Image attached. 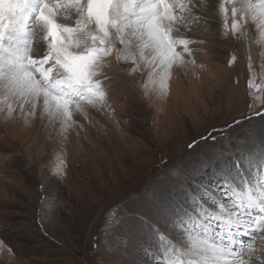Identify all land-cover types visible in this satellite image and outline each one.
I'll return each instance as SVG.
<instances>
[{
    "label": "rangeland",
    "instance_id": "1",
    "mask_svg": "<svg viewBox=\"0 0 264 264\" xmlns=\"http://www.w3.org/2000/svg\"><path fill=\"white\" fill-rule=\"evenodd\" d=\"M207 21L187 33L203 43L186 57L195 63L172 70L166 94L143 87L141 74L130 75L131 65L113 54L97 77L107 104L76 115L67 132L47 120L25 124L19 114H0V264H139L149 224L164 227L185 185L214 182L224 159L212 151L229 138L238 143V135L264 134L259 118L225 131L251 115L249 47L256 83L264 86V34L235 41L222 37V19ZM214 130L225 139L199 142ZM113 220L118 226L105 231Z\"/></svg>",
    "mask_w": 264,
    "mask_h": 264
},
{
    "label": "snow or ice",
    "instance_id": "2",
    "mask_svg": "<svg viewBox=\"0 0 264 264\" xmlns=\"http://www.w3.org/2000/svg\"><path fill=\"white\" fill-rule=\"evenodd\" d=\"M208 19H222L223 38L254 40L264 34V0H220L218 8L214 0H0V114H19L25 124L47 120L67 132L76 115L107 104L97 77L113 54L131 65L130 75L141 74L143 87L166 94L172 70L195 63L186 57L203 43L187 33ZM246 59L251 115L225 131L264 120V110H256L264 86L256 83L250 47ZM214 131L199 142L225 139V131ZM237 139L212 151L224 163L211 185H185L164 227L149 224L139 264H264V134ZM117 226L109 221L105 231Z\"/></svg>",
    "mask_w": 264,
    "mask_h": 264
},
{
    "label": "bare ground",
    "instance_id": "3",
    "mask_svg": "<svg viewBox=\"0 0 264 264\" xmlns=\"http://www.w3.org/2000/svg\"><path fill=\"white\" fill-rule=\"evenodd\" d=\"M209 20H210V19H209ZM212 21H213V20H212ZM212 21H211V22H212ZM207 22H208V21H207ZM210 25H211V24H210ZM213 27H214V26H213Z\"/></svg>",
    "mask_w": 264,
    "mask_h": 264
}]
</instances>
